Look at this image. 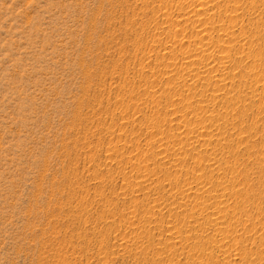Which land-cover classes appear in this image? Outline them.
I'll return each instance as SVG.
<instances>
[{"label":"rangeland","instance_id":"rangeland-1","mask_svg":"<svg viewBox=\"0 0 264 264\" xmlns=\"http://www.w3.org/2000/svg\"><path fill=\"white\" fill-rule=\"evenodd\" d=\"M237 2V35L243 27L255 36L252 19L264 25V0ZM179 6L171 0H0V264H247L225 257L234 247L228 255L210 249L215 258L209 262V249H199L196 256H205L199 259L169 248H187L168 227L190 221L193 206L183 195L227 186L218 174L223 170L212 174L210 163L196 165L200 148L182 142L180 159L170 155L174 134L183 130L178 119L190 111L183 97L199 99L200 83L215 88L213 80L178 76L186 51L201 41L191 34L196 22L176 25ZM243 39L237 53L250 48ZM236 52L246 71L227 79L233 84L217 93L213 107L198 105L202 114L224 115L228 107L235 115L228 139L218 137L231 149L211 159L222 160L227 172L237 168L238 187L258 195L250 209L256 230L243 239L255 257L250 264H264V240H258L264 239V54L255 68L253 58ZM246 72L257 78L252 89H245ZM143 177L150 186L141 184Z\"/></svg>","mask_w":264,"mask_h":264},{"label":"bare ground","instance_id":"bare-ground-1","mask_svg":"<svg viewBox=\"0 0 264 264\" xmlns=\"http://www.w3.org/2000/svg\"><path fill=\"white\" fill-rule=\"evenodd\" d=\"M237 1H234V0H171V2H173V3H179L180 4L179 9H178V11H179L178 17H177V20L175 22L176 25H180L181 26L182 23H186V22H188L190 20H192L191 22H193V21L196 22L198 25L193 27V29L191 30V34L195 38L196 42H197V40H199V41L201 40L200 42L198 41L199 44L194 43V47L195 48L190 49L188 52L186 51L187 55L183 59V63L181 65L182 66L181 69L178 70V76L180 77V75H181V78H183L181 80H184L186 82L189 81V80L190 81L191 80L195 81L196 77L201 78L204 81L213 80L215 82L213 87H215V88L211 89L210 87H206L208 85L205 86L206 83L203 86H202V83H200L201 84L200 89H199L200 92H199V94L194 96V97H199V99L195 98V101L193 100V102H192L191 100L193 98H191V96H186L185 95L186 97L185 96L183 97L184 98L183 101L185 100L186 103L188 102L187 105H189V107H190L189 110L190 111L186 112V114H183L181 119H178V123L176 125V128L178 130L179 129L180 130L183 129L182 132L179 133L178 135L174 134V137H175L174 139L175 140L173 138H169V139H173L174 142L176 140L178 141V142L173 144L174 146L171 144V146H173V147L170 149L171 150L170 155L172 156L171 158L175 157V160L180 159V157L178 158V155L181 156L182 152H185L184 146L181 145L182 142H184V143L188 142L191 145V148H194L196 150H197V148H200V153H199L200 155H198L196 157V159H195L196 160L195 161L196 165H198V167H201V166H203L204 163H210L211 171L210 170L209 171L212 174H214L215 172H219V171L223 170V172L221 174L220 173H218V174L219 175L224 174L221 177H222L223 182L226 183L227 186H224V187H220L219 186L220 188H216V189L212 188L211 189V187L209 188V186H207V184H206V186L208 188L206 186H204L206 188H204V189H198L197 188L198 190L193 192L192 195L189 194V193H187V194L185 193L186 195H183V199H188L190 201V203H191L190 205L193 206V208L189 212L187 211L188 212L187 213L188 217L187 216L186 217L190 218V221H180V222H178L176 224H171L170 226L168 225V227H169V231L171 232V234L173 232L172 236H174L175 238L180 239L181 241L184 240L182 242H185L187 244V248H189V251L184 246L183 247L180 246L181 248H175L174 245L173 246L170 245V247L169 246L168 247L170 249H172L171 251L174 250L175 254L177 256L178 255H183L185 252H188L187 255L193 256V257L196 256V254L198 253L199 249H203L205 251L209 249L210 253L207 251L209 253V255H208V260H206L208 262H209V260L215 258V255H214L215 251L216 252L220 251L221 253H223L225 255H228V249L229 250H233V249H230V248L234 247L235 250L238 253L236 252L235 254H229V256H225V255L224 256L229 258L230 260H232L231 258L234 256L233 258L235 260L236 259L242 260V261H239L240 263L241 262H245L247 264H250L249 260H251L250 256L252 254H250V256H249V248L250 247L248 248L249 244L248 245L244 244V241H245L244 239H245V236L253 235L252 231L255 229V227H257L256 224L253 223V221H252V219H257V218H252V215H250V212H253L254 210L250 211V209H251L252 206L255 205L256 200H257L256 198H257L258 195L255 198L254 197V193L255 192L252 194L251 191L249 192V190H247L248 188L245 187L246 189L245 188L241 189V188L238 187V184H239V183H237L238 182V177L241 176V175H239V172H238L237 168L233 169L230 166V169L232 168L233 170H232V172H230V171L227 172V167H226V165H223L222 160H214V161H212V159H211L212 155H217V153L221 154L223 152L226 153L225 150L228 149L229 145L228 144H223L222 141H219V140L221 139V137H223L225 140L228 139V132H229L228 126L231 124V119H234L235 115H234V113L228 111V107L227 106H226L227 107L226 108V113H224V115H222L223 113L221 115L215 114L214 111H212L211 113H208V112L204 113L203 112L204 114H202L201 113V109L199 108V105L202 102H206L208 104L207 106H209V107L212 106L213 107L215 105L214 100H215L216 96H219V94L217 95V93L220 92L222 89H225L228 86H230L231 84H233V83L230 84L229 81H227V79L231 75H235L237 73V72L235 73L236 70H239L240 73H244L243 70H245L246 67L243 68L241 63L243 62V60L245 58H243L242 62H240V60H237L236 57H233L234 54L232 55V52L235 53L237 51V48H236L237 45L236 44H238L239 39L242 40L243 38H247L248 41H249V45H250L249 47L250 48H249V50L247 52L244 53V51H246V47L244 46L245 50L243 49V51L240 52V53L236 52V54H237L236 56H239L241 58L242 54L244 53V55L245 54L247 55V56H245V57H248L247 59H252L253 58L255 60V63H253V62L250 63L251 65L253 64L252 65L253 67H255L256 64H258L256 62L257 60L263 59V58H261L262 55L264 54V52H263L264 51V29L261 28L262 25H263V24L261 25L262 21L261 20H260L261 22L258 21L260 18L259 19H256V18L252 19V22L255 23L256 30H257L255 36H253L254 32L251 34L252 36H250V35H248L246 33L247 31H245V29H243V27L239 28V29H241V31L240 30H238V31L243 33V35L241 34L242 37L240 38V35L239 36L237 35V30H235V27L238 26L237 25L238 16L236 14V12H237L236 7L238 8V3L239 2H237ZM255 2L256 1H254V3ZM259 4H260V2H259ZM253 6H255V5H253ZM258 7H259V5H258ZM250 11H252V10H250ZM250 11H249V13H250ZM251 13L253 14V12H251ZM257 15L259 17V14H257ZM171 16H172V14H171ZM218 16H219V20L220 19L222 20V18L226 19V23H223L224 21L222 20L223 24H221V25H220V23L218 24V20H216V19H218L217 18ZM165 17L168 19L169 14L166 13ZM156 18L157 17H155V19ZM160 18L161 17H159V19ZM194 25H195V23H194ZM260 25H261V27H260ZM250 26H252V25H250ZM215 36H218V39H216V40H218L217 42L214 39ZM243 41H244V39H243ZM243 43H245V42H243ZM217 48H218V50L216 52L215 50ZM241 48H243V46ZM240 54H241V56H240ZM260 64H258V65H260ZM168 66H170V65H168ZM246 66H248V65H246ZM255 68H258V66H256ZM254 70H252L251 73H253ZM174 72L175 71L173 70L172 71L173 77H174V74L177 73V72H175V73ZM214 72L216 74L211 76L212 73H214ZM248 74H249V76L251 75L250 73H247L246 76ZM257 74H259V73H257ZM238 75H242V74L238 73ZM238 75L236 74V76H238ZM236 76H235V78H236ZM233 78H234V76H233ZM250 78H251V76H250ZM239 79H241V78L239 77ZM256 80H257V78L255 76H254V78H251L250 81L249 80L248 81L245 80V82H246V83L244 82L245 83V89L246 90L247 89H252L254 87L255 83H257ZM231 81H233V80H231ZM243 87L244 86H242V88ZM240 89H241V86H240ZM199 90H197V93H198ZM241 90H242L241 93L243 94V92H245V91H243V89H241ZM252 93H253V91H252ZM250 95H252V94H250ZM240 96H242V95H240ZM239 98H241V97H239ZM235 99H236V97H235ZM233 102H234V100H233ZM242 114H243V112H242ZM232 134H233V132H232ZM232 134H231V137L234 136ZM167 136H166V138H168ZM169 136L171 137V133L169 134ZM239 136H240V134H239ZM218 137H220V139ZM164 138L165 137H163V139L161 138L162 140H160V141L157 140V141H159L161 143V147L162 148L163 147L165 148L166 146L168 147V144H169V143L163 142ZM164 141H166V139ZM227 141H229V140H227ZM231 147H233V146H231ZM233 148H232V150H233ZM229 149H231V148H229ZM161 150H163V149H161ZM168 151H169V149H168ZM160 153H162V152H160ZM167 154L169 155V152ZM169 156H167V158H169ZM215 159H216V157H215ZM196 173L197 172H195V174ZM198 173H197V176H198ZM241 173H242V171H241ZM207 176H208V174H207ZM209 176H211V174ZM217 177H218V175H217ZM208 178H210V177H208ZM126 179L129 180V181L132 180V179L130 180L128 178H126ZM140 179H142V178H140ZM251 179H252V177H251ZM212 180L213 179H211L210 181H206V182L211 184ZM219 180H221V179H219ZM245 182H246V180H245ZM251 182H253V181L251 180ZM141 184L142 185H146V187L151 185L148 179H145V180L141 181ZM244 184H246V183H244ZM248 187H249V185H248ZM250 187H251V185H250ZM192 188L189 187V188H185V189H188V191H189V189L191 190ZM251 189L252 188H250V190ZM263 190H264V187H263ZM185 191H187V190H185ZM256 193H257V190H256ZM253 197L256 200H254ZM258 198H259L260 201L262 200L260 198V196ZM262 198L264 199V196H262ZM230 201H232L233 203L230 202ZM261 204H262V202L260 203V205ZM260 205H258V206H260ZM183 207H185V206H183ZM255 207H256V205H255ZM186 209H188V207ZM256 209H255V212H256L255 214H257ZM181 210H182V208H181ZM257 210H259L260 213H261V211L263 209L260 207ZM259 211H258V213H259ZM261 214H260V216H261ZM253 215H254V213H253ZM203 216H208L207 217L208 219L205 220L204 219L205 217H203ZM257 216H258V214H257ZM187 218H185V219H187ZM262 219L264 220V217ZM254 222H256V221H254ZM263 226L264 225H262V228H264ZM168 227H167V229H168ZM253 227H254V229H253ZM210 235H213V236H211L210 238H207V236L209 237ZM256 235L258 236V234H256ZM249 237H247V238L249 239ZM259 238L260 237H258V240H260V243H262L261 240L263 241L264 239L263 238L259 239ZM144 239H145V237H144ZM248 239H246V242H249ZM143 241H145V240H143ZM146 241H149L148 238H147ZM145 242H143V243H145ZM123 244L124 243H122L123 248L126 247L125 244L124 245ZM127 244L128 243H126V245ZM146 244L148 245V247H151V245H149V242H147ZM186 244H185V246H186ZM177 245H178V243H177ZM177 245H176V247H178ZM210 249H212V250L216 249V250L213 252V251H210ZM121 250H122V248H121ZM252 251H250V253ZM231 253H232V251H231ZM199 255H201V254H199ZM216 255H217V257H219L220 254L216 253ZM224 256H223V258H224ZM196 257H198V255ZM198 258L199 259H203V258H205V256L203 258H200V257H198ZM263 258H264V256H263ZM263 258L260 259V260L263 261ZM192 260H195V259H192ZM225 260H227V259L225 258ZM225 260L223 259L222 261H225ZM235 260H233V261H235ZM255 260H257V259H255ZM158 261H160V260H158ZM154 262H156V261H154ZM205 263H207V262H205ZM252 263H254V262L252 261ZM155 264H157V263H155ZM218 264H220V261H219ZM223 264H225V263H223ZM236 264H237V262H236Z\"/></svg>","mask_w":264,"mask_h":264}]
</instances>
